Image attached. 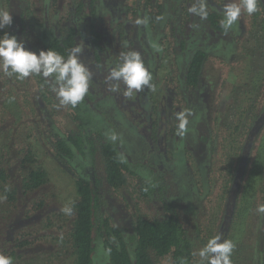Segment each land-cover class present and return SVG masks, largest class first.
<instances>
[{
	"label": "trees",
	"instance_id": "1",
	"mask_svg": "<svg viewBox=\"0 0 264 264\" xmlns=\"http://www.w3.org/2000/svg\"><path fill=\"white\" fill-rule=\"evenodd\" d=\"M23 1L31 2L0 0V9L2 5L4 10L9 11L13 21L11 26L0 30V36L8 33L23 41L28 50L38 53L41 50L52 49L65 57L71 48L79 45L82 48L80 59L91 71L92 80L82 102L74 108L71 105L62 106L61 110L55 97H50L52 92L50 88L54 81L47 78L50 81L45 83L46 78L42 75H31V79L35 80L41 91L40 97L45 100L48 115L44 117L45 113L40 109L42 115H39V118L43 119L35 120L36 124L32 128L35 129L36 136L41 138L38 141L39 145L41 146L42 143L48 148L52 159L66 172L71 173L74 183V197L70 204L72 212L66 214L46 211L53 199H49L42 191L48 186L49 178L47 170L38 162L37 150L40 146L33 145L36 136L29 134L24 140L20 136L14 138V141L19 140V146H16L18 159L16 164L13 166L8 164L7 156L2 153L4 147L2 152L0 151V221L5 222L4 227L10 232V237L0 243V254L12 257L14 264H23L25 253L34 250H36L34 264L39 261L52 264L51 259L58 262L60 258H69L71 264H160L163 260H168L170 264H207L206 260L202 261L194 252L195 239L198 240L200 236L194 240L189 237V227L176 213V207L168 197L171 189L169 175L154 163H150L148 159V156H151L149 154H152V146L154 147L160 140V134H157L159 127L156 123L160 117L168 115L166 108L158 109L156 105H152L149 111L143 109L139 102L129 101V96L124 95L125 85L120 83L121 97L131 105L132 113H127H131V116L137 119L131 120V123L138 132L139 130L141 132L143 127L151 132L149 135H143L142 160L140 158L135 160L130 156L131 153L126 149V145L121 142L123 140L119 134H116L118 139L115 142L107 139L105 130L110 133L116 128L98 102L99 96L106 87L105 79L118 63L123 50L116 49L117 43L125 48L122 27L128 16L140 15L143 8V18L147 19L146 27L151 28L149 32L153 33L155 25L164 21L165 11L168 9L170 15L167 24L163 27L166 31L162 35V43L172 39L164 48H175L177 38L181 35L178 45L180 50L184 51L192 37V32L187 26L191 22L187 4L194 0L169 2L142 0V5L138 0H130V2L128 0L125 16L120 15L123 14L122 12L119 16L113 13L117 10L116 5L111 7L110 11L104 9L105 0H69L64 6L62 20L54 23H50L47 19V12L56 0H52V3L49 0L50 4H46L47 9L39 14L33 7L37 6L40 0L35 2L32 0L33 2L27 4ZM45 1L40 2L43 4ZM111 1L116 4L121 0ZM111 1L108 2L110 6ZM196 1L198 4V0ZM167 5L169 8L166 7ZM38 6V9L42 7ZM207 11L204 26L208 33L216 34L220 38L227 37L230 30L225 32L219 23L223 18L222 13L210 7H207ZM177 13L181 16L180 29L169 27L171 22L169 20H172ZM103 17L109 18L110 26L96 24L97 21H103ZM208 58L207 49L201 47L194 51L186 66L184 76L186 87L197 88L204 75L202 70ZM154 75L151 81L153 85H155ZM152 91L144 88L138 93L140 97L145 94L149 96ZM121 97L119 104L124 102ZM105 98L108 96L106 95ZM0 103L1 110L7 109L5 101ZM135 103L137 108H134ZM24 106L26 103L20 107ZM14 108L15 111L18 110V106ZM123 108L125 109V105ZM144 111L146 114L149 113L146 115L148 118L146 122L149 125H145L146 122L143 124V116L139 118ZM4 115H6L5 111L0 113V123L4 124L3 128L7 127L8 122L7 118L3 120ZM16 116L18 117L14 121H10L11 125L13 123L18 128L21 122L28 123L19 113ZM65 121L71 125L70 130H66L64 126L58 128L57 123H65ZM103 124L106 128L99 132L97 125L103 126ZM3 128H0L2 134L5 130ZM173 130L176 132L177 127ZM164 137L168 136L164 134ZM206 139V135H203L200 141L205 144ZM4 146L6 150L7 145ZM124 147L127 154L123 150ZM137 147L139 149V145ZM128 148L134 149V146ZM173 151L174 147L171 149V157ZM242 159L247 162V155L244 154ZM152 196L158 199L162 209L161 214L151 215L139 209V203L150 200ZM111 198L125 203L123 208L130 211L127 217L129 224L119 225L113 221L112 212L105 207L107 200ZM262 201L264 204V197ZM20 210L23 211L21 219L14 221V215ZM234 212L236 214V209L230 211L231 214ZM40 214L44 217L38 224L35 219ZM229 221L230 223L233 221V215L228 217L227 222ZM37 225L39 229L34 233ZM261 239L264 242V230ZM223 240L225 237H222L220 242ZM200 243L205 246L207 242L201 240ZM257 264H264V249L260 252Z\"/></svg>",
	"mask_w": 264,
	"mask_h": 264
},
{
	"label": "rangeland",
	"instance_id": "2",
	"mask_svg": "<svg viewBox=\"0 0 264 264\" xmlns=\"http://www.w3.org/2000/svg\"><path fill=\"white\" fill-rule=\"evenodd\" d=\"M40 1L38 5L41 4ZM110 1H103L104 9L110 11L111 7L116 5L117 10L113 13L119 16L122 12L123 14L120 15H124L128 0L126 2L121 0L116 4L111 1V6L108 4ZM138 1L142 5V0ZM67 2L69 0H56L48 9L47 19L50 23L62 20L61 16L64 14L63 10ZM227 2L229 0H207V7L222 13ZM232 2L239 3L240 0H232ZM48 3L49 0H46L41 4L42 7L37 5L41 8L35 6L33 9L36 8L37 14L43 13ZM194 5H198L196 0L187 4L188 12ZM166 7L169 8L168 5ZM1 9H4L2 5ZM258 9L253 15L242 12L228 36L221 38L216 34L208 33L204 19L189 12L191 22L187 26L192 32V37L186 51H182L178 45L181 35L177 38L175 48H164L172 39L162 43V35L166 31L163 27L167 24L169 10L166 9L165 19L159 23L161 25H155L154 32L150 33L151 28L136 23L137 19H144L142 8L140 15H130L126 21L123 20L125 48L119 42L116 46V49H123L121 53L138 52L151 75L155 74L156 86L151 95L145 94L140 97V94L134 90L133 95L128 99L139 102L140 106L148 111L152 105H156L158 109L166 108L168 112L166 117H160L156 123L159 127L157 134H160V140L154 147L152 146V154H149L151 156H148V159L150 163H154L169 175L171 189L168 197L176 207V213L189 227V237L194 240L200 236L198 240L195 239V254L199 258V251L204 247L203 243H200L201 240L207 242L216 234H220L221 238L225 237L235 244L231 255L232 264H257L260 252L264 249V242L261 239L264 230V213L257 212V207L263 203L264 197V3L258 4ZM102 20L97 21L96 24L111 25L108 17H103ZM180 20L181 16L177 13L172 20H169L171 21L169 27L180 29ZM201 47L209 51V58L202 70L204 75L196 89L186 87L184 82L186 66L194 51ZM31 77L20 80L15 75L8 76L0 71V102L5 101L7 104V109L2 110L0 105V113L5 111L3 120L8 119L7 127L3 128L4 124L0 123V128L5 129L4 134L0 132V151L2 152L4 147L5 153H2L7 156L6 160L11 166L18 161L16 146H19V140L13 139L20 136L24 140L29 134L36 136L32 127L36 124L35 120L43 119L41 116L39 118V115H42L40 109L45 113L44 117L48 116L45 100L40 97L38 84ZM105 82L106 87L99 96L98 102L107 112L116 129L109 133L104 129L106 128L104 124L97 125V129L99 132L104 129L107 139L110 134H119L123 140L121 142L131 153L130 156L135 160L139 158L142 160L143 135H149L151 132L146 127H143L141 132L137 131L131 123V120H137L136 117L131 116V105L123 100L120 91L113 92L112 95L110 83L113 82H109L108 79H105ZM106 95L108 98H105ZM52 96L59 105L53 92L50 93L51 98ZM120 97L124 102L119 104ZM25 103L26 106L20 107ZM16 106L18 110L15 111ZM59 107L62 110V106ZM135 107L137 108V104L134 105ZM179 112L191 113L187 117L189 120L187 131L183 135L178 134V130H175L176 132L173 130L177 127L176 114ZM18 113L28 123L23 121L17 128L13 123L11 125L10 121H14ZM146 115L149 113L146 114L145 111L140 114L139 118L143 116V124L148 121ZM147 124L148 122L145 125ZM57 126L65 127L66 130L71 129L68 121L57 123ZM91 126L94 127L92 123ZM164 134L168 137L165 138ZM203 135L207 137L205 144L200 141ZM40 140L41 138L36 136L33 145L39 147ZM4 145H7V151ZM129 146H134V149H129ZM125 147L123 150L127 154ZM173 147V157H171ZM244 154L247 155V162L242 159ZM37 157L39 164L47 170L49 178L48 186L42 191L49 199H53L46 211L63 212L65 206L70 207L74 197L71 173L66 172L52 159L51 152L42 143L37 150ZM107 201L105 207L112 212L113 221L119 225L129 224L127 217L130 211L123 208L125 203L115 198ZM139 209L151 215L162 213L158 199L153 196L148 201H141ZM235 209L236 214L235 212V215L231 214L230 211ZM22 212L20 210L14 215V221L21 219ZM230 215H233V221L230 223V220L228 223ZM42 217L44 215L40 214L35 219L38 224L42 221ZM4 224L5 222L0 221V243L10 237V232ZM37 229H39L38 225L33 232L35 233ZM40 232L37 234L39 235ZM35 251L25 253L23 264L36 262ZM51 260L52 264H71L69 258H60L58 262ZM35 264L47 263L39 261ZM160 264H170V262L163 260Z\"/></svg>",
	"mask_w": 264,
	"mask_h": 264
},
{
	"label": "clouds",
	"instance_id": "3",
	"mask_svg": "<svg viewBox=\"0 0 264 264\" xmlns=\"http://www.w3.org/2000/svg\"><path fill=\"white\" fill-rule=\"evenodd\" d=\"M264 0H240L239 3L229 2L224 4L222 9V19L219 21L221 28L227 32L236 25L242 12L248 15L255 14L258 4ZM190 13L199 16L201 19L207 18V0H198V5L189 9ZM159 19V18H158ZM12 15L9 11L0 9V30L6 26H11ZM138 25L147 24V19H137ZM82 48L78 45L70 49L67 56L52 49L41 50L38 53L28 50L23 41L18 40L14 35L4 33L0 36V71L5 75H15L17 79L23 80L31 75H42L45 83L54 81L51 91L59 101V106L76 107L82 102L89 91L92 73L80 59ZM110 90L119 91L120 83L125 85V96H132L134 90L139 92L144 88L155 90V85L151 83L152 75L145 67L141 55L135 51L123 52L119 56V61L113 67L108 76ZM190 112H179L176 114L178 121V134L183 135L187 131L189 124L188 115ZM108 138L115 142L118 139L116 134H110ZM66 214H71L72 208L65 206L62 209ZM258 213H264V204L257 207ZM221 241V235L210 238L206 245L199 251L202 261L207 264H232L231 255L235 244L231 240ZM0 264H14L12 257L0 254Z\"/></svg>",
	"mask_w": 264,
	"mask_h": 264
}]
</instances>
